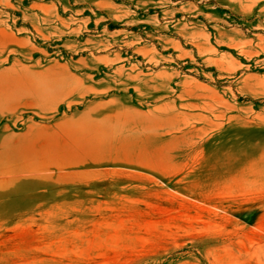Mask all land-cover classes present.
<instances>
[{"label":"rangeland","instance_id":"obj_1","mask_svg":"<svg viewBox=\"0 0 264 264\" xmlns=\"http://www.w3.org/2000/svg\"><path fill=\"white\" fill-rule=\"evenodd\" d=\"M0 264H264V0H0Z\"/></svg>","mask_w":264,"mask_h":264}]
</instances>
